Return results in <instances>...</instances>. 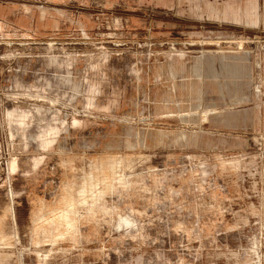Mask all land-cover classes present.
<instances>
[{
  "label": "rangeland",
  "instance_id": "obj_1",
  "mask_svg": "<svg viewBox=\"0 0 264 264\" xmlns=\"http://www.w3.org/2000/svg\"><path fill=\"white\" fill-rule=\"evenodd\" d=\"M0 264H264V0H0Z\"/></svg>",
  "mask_w": 264,
  "mask_h": 264
},
{
  "label": "crops",
  "instance_id": "obj_2",
  "mask_svg": "<svg viewBox=\"0 0 264 264\" xmlns=\"http://www.w3.org/2000/svg\"><path fill=\"white\" fill-rule=\"evenodd\" d=\"M253 18H254V21L257 20V14L255 12H254ZM208 69H209V74L211 76L216 75V72L210 66H208ZM234 84H235V86L238 85L239 87H241L240 86L241 83L238 81H235ZM220 118L226 123L236 124L239 121L243 120V114L239 113V112H223V113H221Z\"/></svg>",
  "mask_w": 264,
  "mask_h": 264
}]
</instances>
